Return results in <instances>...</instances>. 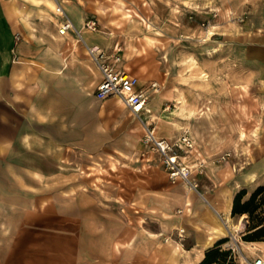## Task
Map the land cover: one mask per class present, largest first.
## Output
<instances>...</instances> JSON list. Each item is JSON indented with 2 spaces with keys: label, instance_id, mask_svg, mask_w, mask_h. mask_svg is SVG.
<instances>
[{
  "label": "rangeland",
  "instance_id": "374dc122",
  "mask_svg": "<svg viewBox=\"0 0 264 264\" xmlns=\"http://www.w3.org/2000/svg\"><path fill=\"white\" fill-rule=\"evenodd\" d=\"M48 1L57 15L69 19L61 0H54L61 11ZM65 4L84 16V28L94 22L96 29L90 31L106 34L122 48L121 66L138 77L150 104L147 115L138 118L117 98L100 102L87 95L83 105L93 112L67 117L84 127L98 122L92 144L85 139L90 130L78 145L75 132L60 131L57 119L44 124L31 114L20 121L29 144L20 137L13 159L10 152L0 157V264H179L173 249L182 243L183 233L145 234L158 229L161 217L153 208L168 201L169 186L180 181L168 179L144 144L143 124L157 127L162 117L157 101L168 121L194 137L198 155L264 157V98L248 60L249 43L264 35V0ZM6 10L17 13L18 0H11ZM76 100L68 93L65 99L56 98L55 105L68 112ZM164 128L167 134L176 133ZM123 135L131 139L125 145L132 156H122L111 145L112 138L122 143ZM200 190L198 185L195 193L205 201ZM245 233L246 227L235 234L243 253V245L250 243L243 240ZM230 235L224 250L231 252Z\"/></svg>",
  "mask_w": 264,
  "mask_h": 264
},
{
  "label": "crops",
  "instance_id": "0c3cea01",
  "mask_svg": "<svg viewBox=\"0 0 264 264\" xmlns=\"http://www.w3.org/2000/svg\"><path fill=\"white\" fill-rule=\"evenodd\" d=\"M61 1L74 25L77 21L82 23V26L76 24L74 29L79 32L85 44L98 46L107 54L118 51L122 62V48L106 34L100 31L93 33L84 28V16L77 12L74 6L66 5L65 0ZM10 2L11 0H0V157L7 156L10 152L13 159L12 151L20 144V137L23 138V143L29 144L30 136L22 134L20 121L29 120L31 114L38 122L44 124L56 123L57 119L60 131L75 132L78 145L83 144L84 131L90 130V136L86 134L85 139L86 143L92 144L93 139H96L92 132L98 131V122L95 121L93 125L92 121L85 125L88 127H84L81 121H68L67 117V113L78 114L84 110L93 112L91 106L83 105L87 95L91 94L93 99L98 101L94 92L100 81V73L89 59L84 44L78 41L72 30L65 35L59 34V27L65 19L54 12L48 0H18V11L13 15H9L6 10ZM260 36L249 43L248 60L254 68L257 81L261 84L259 96L264 98V35ZM121 62L119 66L126 70L121 66ZM68 93L77 99V104L67 112L66 106L55 105V100L65 99ZM112 98L115 97L104 101ZM153 102H156L158 114L162 116L155 127L157 136L171 142L176 141L183 133L180 132L183 127L168 121L158 102ZM117 104L122 105L118 102ZM161 126H165V131L170 128L176 130V133L167 134ZM190 137L194 141V148L181 149L178 154L180 160L190 167H196L200 160L204 163L203 173H194L193 178L197 181L206 202L195 192L189 191L182 182H177L169 186V189L172 188L170 199L159 204L158 208H153L159 210L161 217L158 229L144 230L148 236L168 232L183 233L182 243L173 249L176 251L174 255L180 258L179 264H199L207 250L217 242L225 240L227 232L221 219L230 229H244L247 223L246 215L231 213L233 197L239 189L251 193L258 186H264V157L259 159L253 155L242 158L237 155H198L195 139L192 135ZM114 141L112 138L111 145L117 147L119 154L124 157L132 156L130 146L125 145L126 142L131 143L130 138L127 139L126 135H123L122 143ZM61 144L64 143L58 142V145ZM151 153L161 164L160 157L152 151ZM146 235L142 236L146 239L152 238ZM225 244L228 243L224 241L221 244L222 250L226 248ZM242 249L250 259L264 257V241L250 242L243 245Z\"/></svg>",
  "mask_w": 264,
  "mask_h": 264
},
{
  "label": "built area",
  "instance_id": "2783aa9c",
  "mask_svg": "<svg viewBox=\"0 0 264 264\" xmlns=\"http://www.w3.org/2000/svg\"><path fill=\"white\" fill-rule=\"evenodd\" d=\"M64 19L62 28L58 30L60 35L73 31L69 19L65 17ZM86 27L92 31L96 29L94 22L87 23ZM75 34L79 35V32H75ZM86 48L89 59L100 73V81L94 92L95 98L98 101H104L111 97L118 98L131 115L138 118L145 116L147 114L145 109L148 101L147 91L140 85L138 77L119 66L121 58L118 51L107 54L104 49L98 46H86ZM143 126V142L147 148L160 157L161 165L166 171L168 179L171 182H182L189 191H197L198 183L193 178V174H202L203 164L197 163L196 167H190L180 160L178 154L181 149L191 150L194 148V141L189 133L183 132L176 141L171 142L158 137L155 128L149 124L144 123ZM229 238L231 240L230 250L235 254L238 264H264V257L248 258L242 252L237 237L235 240L231 239L230 236Z\"/></svg>",
  "mask_w": 264,
  "mask_h": 264
},
{
  "label": "trees",
  "instance_id": "16d2710c",
  "mask_svg": "<svg viewBox=\"0 0 264 264\" xmlns=\"http://www.w3.org/2000/svg\"><path fill=\"white\" fill-rule=\"evenodd\" d=\"M246 195V191L241 190L234 196L231 213L232 215L245 214L249 218L243 240L264 241V219L260 217L264 214V186H258L248 197ZM253 219H256L255 222ZM223 242L224 240L219 241L207 250L204 259L199 264H236L231 252L220 248Z\"/></svg>",
  "mask_w": 264,
  "mask_h": 264
},
{
  "label": "bare ground",
  "instance_id": "6f19581e",
  "mask_svg": "<svg viewBox=\"0 0 264 264\" xmlns=\"http://www.w3.org/2000/svg\"><path fill=\"white\" fill-rule=\"evenodd\" d=\"M34 1V0H33ZM54 3V5H56V7H57V9L59 10V11H61L62 10V7H61V5H59L58 4V2L57 1H54V0H52ZM56 3V4H55ZM78 25H79V23H78ZM75 26V25H74ZM61 28H62V26H61ZM72 28H73V30H74V27L72 26ZM78 28V27H77ZM79 36V38H80V41H82L83 42V44H84V46H85V48H86V46H88V45H86L85 44V42L83 41V39L81 38V35L79 34L78 35ZM88 47H92V46H88ZM86 51H87V48H86ZM118 99V98H117ZM118 103H122L121 101H120V99H118V101H117ZM123 104V103H122ZM202 199V198H201ZM219 214V213H218ZM224 217V216H223ZM218 218V217H217ZM226 218V217H225ZM228 220V219H227ZM226 220V221H227ZM221 223L223 224V227H224V229H225V231L227 232V234L229 233V234H231L230 236H231V239H233V240H235L236 239V228L234 227V228H232V229H230V228H228V226H226V224H225V222H223V219H221ZM210 239H212V238H210ZM249 246V245H248ZM252 250V249H251Z\"/></svg>",
  "mask_w": 264,
  "mask_h": 264
}]
</instances>
